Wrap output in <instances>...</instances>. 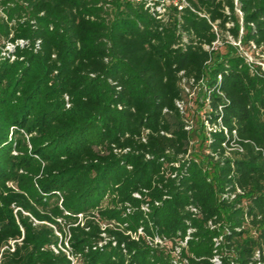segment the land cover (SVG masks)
Listing matches in <instances>:
<instances>
[{
    "label": "trees",
    "instance_id": "trees-1",
    "mask_svg": "<svg viewBox=\"0 0 264 264\" xmlns=\"http://www.w3.org/2000/svg\"><path fill=\"white\" fill-rule=\"evenodd\" d=\"M228 36L264 50V0H0V264H70L67 237L78 264H170L138 227L264 264V72ZM201 82L229 135L195 152Z\"/></svg>",
    "mask_w": 264,
    "mask_h": 264
},
{
    "label": "built area",
    "instance_id": "built-area-1",
    "mask_svg": "<svg viewBox=\"0 0 264 264\" xmlns=\"http://www.w3.org/2000/svg\"><path fill=\"white\" fill-rule=\"evenodd\" d=\"M159 10L162 11L161 9H159ZM228 40L230 43L233 42V44L237 47V51H238L239 55L243 57L245 62L250 66V68L252 70H255V65H259L261 70L264 72V64L260 61L259 62L256 61L250 53H248L246 50H243V48L241 47L242 43H241L240 39L234 40L233 38H231V36H228ZM9 47H10V45H7V48H9ZM248 51L256 52V51H258V48L256 47V45L254 43L251 42L248 45ZM217 80H220V75L217 76ZM201 84H202V82H201ZM188 87L189 86L185 87V92L187 91ZM208 101H209V99H208V91H207L206 103ZM176 104L181 110H183V108L185 107V102L182 100L177 101ZM202 121H203L204 125L206 126V129H207L206 132L222 130L226 136L229 135L227 128L225 126H223L220 119H217L216 123H210L204 117V115H202ZM185 128L190 129L189 122ZM231 137H232V139H231L230 146L232 148L240 150L241 148H240V145L238 143L239 138L237 137L235 130L231 131ZM134 196L139 197V194L135 193ZM143 209L147 210L146 207H143ZM102 225L104 226L105 224H102ZM190 231L191 230L189 229L187 232V235L184 237L183 240H177L176 243H174V244L164 236H160L158 234H153V235L147 234L142 229V227H138L136 231L128 230V231H126L125 234L129 235L131 237V239H138L140 236L145 240V242L148 246L168 251L171 254L170 264H182V263H187V260L185 258L182 259L180 257V249L182 246L186 245L187 239L189 238ZM101 235H102L103 239L98 242V244H97L98 247H101L107 240H111L112 245H115V241H114L113 237H107L105 233H102ZM51 248L55 252H57V248L55 246H51ZM58 248L61 249L65 253L66 257L70 261V264H78L77 255L73 253L71 246L68 243V237L65 239L64 245L59 244ZM212 261L215 264H221V262L217 256L212 258ZM257 264H259V263H257Z\"/></svg>",
    "mask_w": 264,
    "mask_h": 264
},
{
    "label": "rangeland",
    "instance_id": "rangeland-1",
    "mask_svg": "<svg viewBox=\"0 0 264 264\" xmlns=\"http://www.w3.org/2000/svg\"><path fill=\"white\" fill-rule=\"evenodd\" d=\"M169 1L170 0H165V2ZM231 44L235 46L233 42H231ZM241 47L243 50H246L248 53H250L256 61H260L264 64V50H260L258 48V51L250 52L248 51V46L241 44ZM227 50L228 47L224 43L220 46L218 51L220 53H225ZM206 96L207 90L205 84H198L193 87H188L187 91L185 92L187 121L190 124V131L192 132L193 141L192 149L195 150V152L200 151V146L202 147V141L207 131L206 126L202 121L203 110L206 104Z\"/></svg>",
    "mask_w": 264,
    "mask_h": 264
}]
</instances>
